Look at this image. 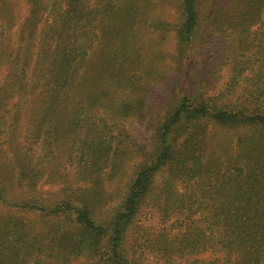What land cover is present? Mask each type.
I'll return each instance as SVG.
<instances>
[{
    "label": "trees",
    "instance_id": "obj_1",
    "mask_svg": "<svg viewBox=\"0 0 264 264\" xmlns=\"http://www.w3.org/2000/svg\"><path fill=\"white\" fill-rule=\"evenodd\" d=\"M157 1L0 0V69L7 68L0 83V264H144L147 252L165 264H264V0H176L178 80L187 55L216 54L209 33L221 19L239 38L236 59L214 93L201 89L203 75L195 67L186 71L191 87L172 97L152 154L132 165L120 201L106 216L98 214L104 202L98 186L122 181L130 162L122 133L113 132L119 121L101 110L114 114L139 105L133 82L143 86L154 65L159 24L149 13ZM20 3L26 14L17 23ZM204 4L210 5L207 25ZM141 28L146 38L134 52L137 43L128 38ZM103 36H115L118 50L103 61L110 75H119L84 100L91 90L89 61ZM207 122L250 131L242 142L260 146L253 164L235 163L247 156L240 149L214 179L212 157L200 151ZM64 151L92 186L73 188L74 176L64 167L65 187L40 193L38 186L56 181ZM145 207L157 217L148 227L138 217Z\"/></svg>",
    "mask_w": 264,
    "mask_h": 264
},
{
    "label": "rangeland",
    "instance_id": "obj_2",
    "mask_svg": "<svg viewBox=\"0 0 264 264\" xmlns=\"http://www.w3.org/2000/svg\"><path fill=\"white\" fill-rule=\"evenodd\" d=\"M211 1V0H209ZM210 5L204 4L201 6L202 13L206 16L203 25H207L211 22L210 16L211 12L209 10ZM152 13V14H151ZM26 14V6L24 3H20V6L16 8L14 13V21H18ZM150 16L154 17L156 23L159 24L158 28L155 30L152 37L157 41V46L154 49L155 59L153 60L154 65L152 66L151 74L148 80L143 86L138 87V83L134 81L133 89L135 97L140 99L139 105L132 104L124 112L117 111L112 114L108 109H102L101 113L108 120H118L119 125L113 130L114 133L120 131L122 138L125 140V145H123V150L125 151L126 159L130 160L128 164L124 167V176L122 181H103L101 186H98L99 194H102L104 202H102L101 207H97L98 214L100 217L106 216L108 210L116 205L123 195L125 189V183L127 179L132 175V165L143 161L146 157H149L153 152V136L156 126L161 121L163 115L168 109L169 104L172 101V97H180L181 93H185L187 88L191 87L187 84L184 76L187 75L186 71L195 67L197 71L201 72L202 83L201 89H207L209 92L214 93L217 89H221L225 82L229 78L228 71L232 65V61L236 59V53L238 51V36L236 32H232V29L225 24L224 20L221 19L220 23H216L214 26L213 34L209 33V42L215 47L216 54L211 49L208 50L207 55L202 58L196 57V55H187L185 62V68L181 74L180 80L175 76L176 70V57L178 56L177 44L174 35V29L176 25L181 20L182 16L180 13V7L176 0H158L154 6L150 9ZM209 14V15H208ZM254 26L252 29H255ZM145 30L141 28L140 32H135L128 41L135 39V50H137V45L143 42L142 39L146 38ZM252 36V35H251ZM254 36V35H253ZM250 37L249 39L253 38ZM115 36H103L97 43L92 53L91 60L89 61V74H90V87L91 90L88 92L84 100H90L92 97L101 93L99 86L106 84V80L111 77H116L119 75L113 70V74H109L105 70L107 64L104 63L105 57L110 51H116L113 49L115 45ZM245 40V39H244ZM246 42L248 39L245 40ZM257 43L255 40L253 42ZM120 43L119 45H121ZM130 44H128L129 46ZM256 48L254 45L251 46L246 54L253 51ZM8 46L4 45V50L7 52ZM132 51L131 46L129 47ZM139 50V47H138ZM133 52V51H132ZM5 63V62H3ZM127 66V65H126ZM7 68L2 67L0 69V83L4 78ZM138 71V70H137ZM186 73V74H185ZM247 73V72H246ZM205 80V81H204ZM140 83V82H139ZM208 84V85H206ZM207 86V87H206ZM242 83L240 84V87ZM195 86H193L194 88ZM239 87V89H240ZM196 88V87H195ZM121 88L119 91H122ZM119 94V92H118ZM117 94V95H118ZM109 95L106 93L105 97ZM91 113H98L95 108ZM125 114L127 117L118 118V115ZM123 119V120H120ZM205 141L203 142V147L200 151L212 157L210 162L211 170L214 172V179H216L224 170V164L234 163L236 157L240 154V149H246L247 156L245 155L239 163L236 164L246 166L253 164L254 152L260 149L258 144H245L242 142L243 137L246 134H250L245 128H227L219 125H215L214 122H207L205 125ZM254 131V130H252ZM255 140V135L253 136V141ZM65 151L60 154V158L57 160L58 172L55 182H47L38 186L37 189L40 193H59L60 187H65L63 168L68 167L72 172L73 178L70 179L73 188L79 187L84 182L85 190L87 191L92 184L86 179L83 181L84 175L78 168V164H69L65 161ZM227 164V165H230ZM260 171L259 168L255 169L249 176L247 185H250L254 179V174ZM264 174V167L261 170ZM128 177V178H127ZM69 179V178H68ZM264 181V179H263ZM78 191V189H74ZM93 194V193H92ZM96 193L93 194V196ZM149 207H145L139 213L140 225L143 227H148L149 224L154 225L157 217L156 215H151ZM210 254L208 252L204 253L202 257L209 258ZM73 264H80L76 262ZM144 264H165L161 260L160 256L152 252H147L144 258Z\"/></svg>",
    "mask_w": 264,
    "mask_h": 264
}]
</instances>
